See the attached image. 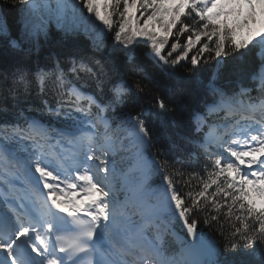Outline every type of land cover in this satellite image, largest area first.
I'll use <instances>...</instances> for the list:
<instances>
[{
    "label": "snow or ice",
    "instance_id": "6c2138e0",
    "mask_svg": "<svg viewBox=\"0 0 264 264\" xmlns=\"http://www.w3.org/2000/svg\"><path fill=\"white\" fill-rule=\"evenodd\" d=\"M19 3L27 6L31 17L25 20L28 34L37 39L47 34L53 22L66 33L77 32L86 19H91L84 16L87 9L100 22L96 25L93 21L100 34L115 30L113 47L129 60L140 38L150 43L153 59L172 66L187 60L199 45L197 54L190 57L191 65L196 66L207 53L204 62L215 60L217 72L224 58L243 61L254 53L259 63L250 72V79L260 96L253 98L252 89L243 86L229 95L216 87L213 74L208 88L214 100L206 105L205 115L195 117V131L203 132L207 118L220 112L225 114L223 123L207 124L208 131L199 145L205 155L201 169L204 175L193 171L186 177L183 168H174L167 161L157 164L147 160L150 135L141 119L143 113L125 117L116 130L112 129L106 113L124 103L131 89L126 82L112 78L100 59L73 57L67 71L59 62L49 71L40 69L36 81L41 94L50 89L57 97L54 104L43 100L44 108L56 115H71L69 110L83 114L87 130L77 129L79 135H75L52 130L27 117L23 124L0 125L4 141H30L32 149L27 159H20L7 143L0 144V161L12 173L23 168L31 175L35 188L42 183L47 190L43 202L36 197L31 206H26L17 203L21 198L9 195V180H0L9 185L0 200V264H176L164 247L169 218L182 221L195 240L196 213L205 214V223H219L222 216L233 230L232 239L238 237L246 246L251 247L257 240L264 242V0H55V6L51 0ZM137 6L142 9L139 17L150 13L142 24L136 16ZM181 35H187L183 45ZM173 36L175 42L165 55ZM94 47L99 51L101 45L94 42ZM81 74L94 80L101 94L108 88L111 95L107 102L103 96L82 91L85 84L77 87L74 81H80ZM18 79L27 86L23 71H19ZM136 88L144 90L139 83ZM156 103L164 112V100L158 98ZM121 126L125 136L119 135ZM57 136V144L79 145L81 151L71 156L55 151L50 141ZM133 149L144 176L142 186L149 187L147 180L153 170L163 181L154 192L157 205L142 216L139 225L132 223L124 211L116 210L114 195L118 174L115 157ZM193 180L199 191H180L181 183L191 189ZM209 189L214 190L209 194ZM150 229H155V235ZM199 254L213 259L194 264H221L219 253L206 245H201Z\"/></svg>",
    "mask_w": 264,
    "mask_h": 264
},
{
    "label": "trees",
    "instance_id": "16d2710c",
    "mask_svg": "<svg viewBox=\"0 0 264 264\" xmlns=\"http://www.w3.org/2000/svg\"><path fill=\"white\" fill-rule=\"evenodd\" d=\"M120 10H123L121 5ZM103 13L104 9L101 8ZM111 11V8L108 9ZM137 6L136 16L139 17ZM150 13H145L144 17H139V23L147 18ZM86 19L80 29L75 33H66L58 27L49 25L47 34L40 35L39 38L30 36L29 29L25 28V20L31 19L27 12V6L19 3V0H0V125L7 123H21L24 118H38L43 121H53L58 127H71L78 121H83V114L71 111V115H60L48 112L43 105V100H48L54 104L57 97L49 89L41 94L39 84L36 81V73L43 69L49 71L53 69L57 62L67 71L71 66L73 57H93L100 59L105 65V70L109 75L121 81L131 89L124 103L117 104L115 110H109L106 116L109 118L112 129L116 130L121 120L131 115L141 114V119L149 130L150 141L148 157L155 160L157 164L165 161L174 168H183L186 177L193 171L200 172L205 162L203 149L200 148L202 132L195 131L193 115L197 111H203L206 104L213 100L208 85L213 81V74L216 73L215 85L223 80L229 82L220 84L221 88L229 95L233 85L239 77L243 83L251 81L250 72L259 63L254 53H249L243 61L238 58H224V63L217 72L216 61L204 62L208 54L201 57V62L196 66L191 65L190 57L196 55L199 45L189 53L187 60H181L175 66L166 65L158 59L148 55L152 49L150 43L144 42L140 38L139 43H135L132 48V58L124 54L119 48H114L115 30L100 34L99 28L94 27L100 22L95 20L94 15L89 14L84 9ZM113 19H117L114 15ZM191 24L192 21L185 20ZM175 32L176 29H173ZM175 37L169 38V43L164 52L170 50V44L175 42ZM187 39V35H181L179 41L181 45ZM204 38H202V41ZM15 42V46L13 44ZM94 42L100 43V50L94 47ZM174 53L172 59L175 58ZM19 71L26 74L27 86L18 79ZM69 79H72L69 74ZM77 87L83 83L85 91H89L98 98L103 96L104 102L110 98V92L105 87L101 94L95 87V81L81 74L80 81H74ZM137 83L144 87L143 91H138ZM255 92H257L255 90ZM163 99L166 105L164 112H161L156 101ZM21 112L23 116H21ZM3 123V124H2ZM102 130V129H101ZM119 135L125 136L121 131ZM118 169L115 191L117 194H125L141 178L140 169L135 149L120 152L116 157ZM179 161L180 163H175ZM171 170V168H170ZM185 177V178H186ZM147 189L154 193L162 184V176L153 170L150 179L147 180ZM180 191H199L197 181H192V188L189 189L182 183L178 186ZM214 189H209V194ZM152 196V195H151ZM150 196V198H151ZM213 215L215 213H212ZM204 213H196L193 218L197 219V233L205 235L211 239L215 245V251L219 253L217 257L221 264H264V242L257 240L251 247L246 246L237 237L233 240L227 223L221 216L220 222H204ZM170 221L181 229L177 220ZM224 225L221 227V225ZM239 226V225H237ZM236 244V247H233ZM171 242L165 249L167 252L173 250ZM255 249V255H250Z\"/></svg>",
    "mask_w": 264,
    "mask_h": 264
},
{
    "label": "rangeland",
    "instance_id": "374dc122",
    "mask_svg": "<svg viewBox=\"0 0 264 264\" xmlns=\"http://www.w3.org/2000/svg\"><path fill=\"white\" fill-rule=\"evenodd\" d=\"M51 2L53 3V6H55V0H51ZM231 19H232V17L229 18V20H231ZM51 24L54 27H57L54 22ZM240 88H239V90H240ZM77 135H79V134H77ZM31 151L32 150L28 151L27 157H29V154ZM146 193H147L146 190L141 191L139 187H136L135 189L132 190V194H131L132 197L131 198L127 197V198H123V199H117V197L114 193V195L116 197V204H117L116 210L118 212L124 211L125 216L130 218V221L135 224V219H136L135 214H136L137 210H139L140 215L143 216L144 214L149 212L153 207H155L157 205V199H156L155 194L152 195V197H153L152 200H149V199H147ZM137 207H138V209H137ZM183 248L185 250L184 254L190 258L189 252L186 250L185 247H183Z\"/></svg>",
    "mask_w": 264,
    "mask_h": 264
},
{
    "label": "water",
    "instance_id": "95a60500",
    "mask_svg": "<svg viewBox=\"0 0 264 264\" xmlns=\"http://www.w3.org/2000/svg\"><path fill=\"white\" fill-rule=\"evenodd\" d=\"M182 222V221H181ZM182 224H183V222H182ZM186 228V227H185Z\"/></svg>",
    "mask_w": 264,
    "mask_h": 264
}]
</instances>
